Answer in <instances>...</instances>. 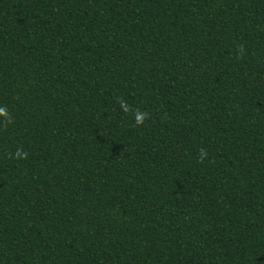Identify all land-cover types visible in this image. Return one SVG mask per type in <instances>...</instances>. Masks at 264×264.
<instances>
[{
  "label": "trees",
  "instance_id": "obj_1",
  "mask_svg": "<svg viewBox=\"0 0 264 264\" xmlns=\"http://www.w3.org/2000/svg\"><path fill=\"white\" fill-rule=\"evenodd\" d=\"M0 108V264H264V0H0Z\"/></svg>",
  "mask_w": 264,
  "mask_h": 264
},
{
  "label": "clouds",
  "instance_id": "obj_2",
  "mask_svg": "<svg viewBox=\"0 0 264 264\" xmlns=\"http://www.w3.org/2000/svg\"><path fill=\"white\" fill-rule=\"evenodd\" d=\"M0 116L5 117V118L8 117V113L4 108H0ZM144 119H145L144 114H138L136 118V123L138 125L143 124Z\"/></svg>",
  "mask_w": 264,
  "mask_h": 264
}]
</instances>
